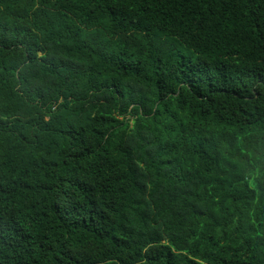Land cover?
Returning <instances> with one entry per match:
<instances>
[{
	"label": "trees",
	"instance_id": "obj_1",
	"mask_svg": "<svg viewBox=\"0 0 264 264\" xmlns=\"http://www.w3.org/2000/svg\"><path fill=\"white\" fill-rule=\"evenodd\" d=\"M0 264H264V0H0Z\"/></svg>",
	"mask_w": 264,
	"mask_h": 264
}]
</instances>
